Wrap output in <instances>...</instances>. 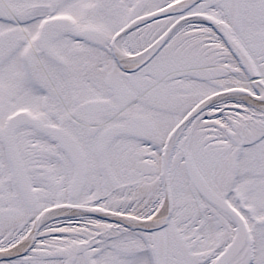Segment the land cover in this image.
<instances>
[{
	"label": "snow or ice",
	"instance_id": "obj_1",
	"mask_svg": "<svg viewBox=\"0 0 264 264\" xmlns=\"http://www.w3.org/2000/svg\"><path fill=\"white\" fill-rule=\"evenodd\" d=\"M0 264H264V0H0Z\"/></svg>",
	"mask_w": 264,
	"mask_h": 264
}]
</instances>
